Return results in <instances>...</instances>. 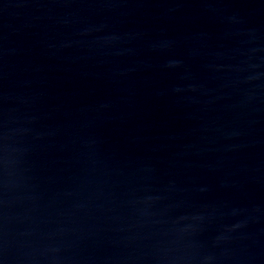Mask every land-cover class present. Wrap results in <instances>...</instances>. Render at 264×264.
<instances>
[{
	"label": "water",
	"instance_id": "95a60500",
	"mask_svg": "<svg viewBox=\"0 0 264 264\" xmlns=\"http://www.w3.org/2000/svg\"><path fill=\"white\" fill-rule=\"evenodd\" d=\"M0 264H264V0H0Z\"/></svg>",
	"mask_w": 264,
	"mask_h": 264
}]
</instances>
